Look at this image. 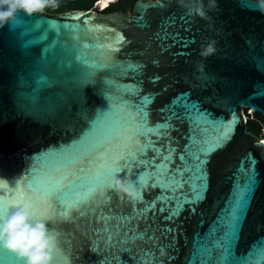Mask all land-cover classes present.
<instances>
[{"label": "water", "instance_id": "water-1", "mask_svg": "<svg viewBox=\"0 0 264 264\" xmlns=\"http://www.w3.org/2000/svg\"><path fill=\"white\" fill-rule=\"evenodd\" d=\"M201 3L204 17L188 13ZM132 12H21L0 28V197L19 185L35 212L45 188L54 213L76 205L52 224L54 264H264V140L244 112L264 116V14L254 0ZM117 155L135 200L92 182ZM249 177L225 262L220 218ZM0 264L24 262L0 248Z\"/></svg>", "mask_w": 264, "mask_h": 264}, {"label": "clouds", "instance_id": "clouds-1", "mask_svg": "<svg viewBox=\"0 0 264 264\" xmlns=\"http://www.w3.org/2000/svg\"><path fill=\"white\" fill-rule=\"evenodd\" d=\"M183 4L184 0H178ZM217 0H207L208 10L216 7ZM55 6V0H0V28L12 26L18 14L25 15L42 12L47 6ZM256 10L264 14V0H256ZM189 14L204 17V5L201 3L195 9H187ZM215 51L214 42H209L202 47L199 55L206 58ZM202 69V65L200 66ZM8 186L9 181L0 177V187ZM109 189L114 191L121 199L129 201L139 197L134 184L120 175H113L109 181ZM99 201L110 199L107 189L96 192ZM3 197H0V201ZM83 215V213H80ZM71 219L68 212L54 213L50 205H42L38 212L26 205H12L7 209V215L0 212V248L12 251L24 264H54L55 255L61 251L60 239L64 233L52 226L57 221L67 222ZM164 255L163 252L160 253ZM143 264H153L151 259H146Z\"/></svg>", "mask_w": 264, "mask_h": 264}, {"label": "snow or ice", "instance_id": "snow-or-ice-1", "mask_svg": "<svg viewBox=\"0 0 264 264\" xmlns=\"http://www.w3.org/2000/svg\"><path fill=\"white\" fill-rule=\"evenodd\" d=\"M41 83L43 84L44 82L42 81ZM92 129H93V135L99 133L102 136L107 137L108 134L110 133V129L106 127L102 128L99 121L93 122ZM123 159H124L123 156L117 155V156H114L110 162L105 160L101 165L98 166L99 168H102L103 171H97L95 176L92 178V182L97 186L105 185L106 182L110 181L113 175H116L117 173H120L122 171L120 167V161ZM204 163H206V161ZM251 183H252V178L249 177L243 190L239 189V186H237V191L239 194L237 195L235 201L231 204L230 214H228V210L226 209L225 217L220 218V223L224 227L225 231L223 233L221 241H218L217 246L223 247L224 251L221 254V260L225 262H227L228 256H229V252H228L229 245L227 241L233 235L234 230L237 227V223L240 218V213L243 210L242 192L244 190H247L248 186ZM107 187H109V183H107ZM0 190H8V186L0 187ZM49 191L50 189H47V188L44 189L45 198L43 200V205H49L47 201V195ZM93 191H95V189H93ZM11 193L12 194L10 195L9 198L3 199L2 201H0V212L6 211L12 205H22V204L28 206L30 209L35 211L33 203L30 200L26 199L25 193L23 192V189L19 185H16L11 190ZM75 206H76L75 204H69L64 209L63 212H68L71 214ZM233 264H235V262H233Z\"/></svg>", "mask_w": 264, "mask_h": 264}, {"label": "trees", "instance_id": "trees-1", "mask_svg": "<svg viewBox=\"0 0 264 264\" xmlns=\"http://www.w3.org/2000/svg\"><path fill=\"white\" fill-rule=\"evenodd\" d=\"M77 0H55V6L57 3L62 2L64 3V5L59 6L57 8H55V6H47L45 7V9L43 10L46 13H50V14H59V13H64L66 11L69 10H73V9H77V10H81V9H86V10H92L94 7V3L98 2L99 0H94L93 3L90 6H86V7H81L78 8L76 6H71L68 5V3L71 2H76ZM137 0H118L115 4L110 5L108 8H106L103 11H99V12H130L133 13V6L135 4ZM256 1V0H254ZM127 3V7L126 8H122L121 7V3ZM55 8V9H54ZM253 114V118H251L250 116H248L247 114V110H245V115L248 119V131L255 136L256 138H260L263 140V138L259 137V135L262 133L263 129H264V120L262 119H258L257 116L261 115L259 114Z\"/></svg>", "mask_w": 264, "mask_h": 264}, {"label": "rangeland", "instance_id": "rangeland-1", "mask_svg": "<svg viewBox=\"0 0 264 264\" xmlns=\"http://www.w3.org/2000/svg\"><path fill=\"white\" fill-rule=\"evenodd\" d=\"M93 1L94 0H77L76 2L68 3V5L76 6L78 8H81V7L90 6L93 3ZM62 5H64V3L59 2V3L56 4L55 8H57L59 6H62ZM120 5H121L122 8H126L127 7V3L126 2L121 3ZM247 114H248V116H250L251 118H253V114L251 113V110H247ZM257 118L264 120V116L262 114L259 115V116H257ZM259 137H261V138L264 139V129H263L262 133L259 135Z\"/></svg>", "mask_w": 264, "mask_h": 264}, {"label": "built area", "instance_id": "built-area-1", "mask_svg": "<svg viewBox=\"0 0 264 264\" xmlns=\"http://www.w3.org/2000/svg\"><path fill=\"white\" fill-rule=\"evenodd\" d=\"M103 0H99L98 2L94 3V7L92 10L94 11H103L106 7L100 6L99 4L102 3ZM118 0H113L109 2V5L115 4ZM252 112V111H251ZM248 121V120H247ZM264 140V139H263Z\"/></svg>", "mask_w": 264, "mask_h": 264}, {"label": "bare ground", "instance_id": "bare-ground-1", "mask_svg": "<svg viewBox=\"0 0 264 264\" xmlns=\"http://www.w3.org/2000/svg\"><path fill=\"white\" fill-rule=\"evenodd\" d=\"M111 1H113V0H103L102 3H100L99 5L108 8L110 6L109 2H111ZM251 113H253V112H251Z\"/></svg>", "mask_w": 264, "mask_h": 264}]
</instances>
